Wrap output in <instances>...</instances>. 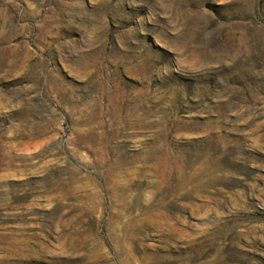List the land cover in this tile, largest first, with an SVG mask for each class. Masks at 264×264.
<instances>
[{"label":"rangeland","instance_id":"1","mask_svg":"<svg viewBox=\"0 0 264 264\" xmlns=\"http://www.w3.org/2000/svg\"><path fill=\"white\" fill-rule=\"evenodd\" d=\"M0 264H264V0H0Z\"/></svg>","mask_w":264,"mask_h":264},{"label":"bare ground","instance_id":"2","mask_svg":"<svg viewBox=\"0 0 264 264\" xmlns=\"http://www.w3.org/2000/svg\"><path fill=\"white\" fill-rule=\"evenodd\" d=\"M108 174V178L110 177L111 171L107 173ZM107 176V175H106ZM11 235V234H10ZM12 236V235H11Z\"/></svg>","mask_w":264,"mask_h":264}]
</instances>
